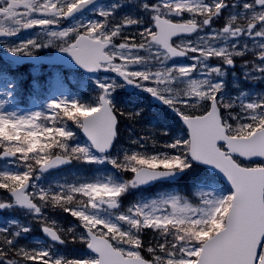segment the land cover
<instances>
[{
	"label": "snow or ice",
	"instance_id": "snow-or-ice-1",
	"mask_svg": "<svg viewBox=\"0 0 264 264\" xmlns=\"http://www.w3.org/2000/svg\"><path fill=\"white\" fill-rule=\"evenodd\" d=\"M44 49L87 95L21 112L0 68V213L23 217L0 216V264H264V0H0V52L37 90Z\"/></svg>",
	"mask_w": 264,
	"mask_h": 264
},
{
	"label": "rangeland",
	"instance_id": "rangeland-1",
	"mask_svg": "<svg viewBox=\"0 0 264 264\" xmlns=\"http://www.w3.org/2000/svg\"><path fill=\"white\" fill-rule=\"evenodd\" d=\"M28 35V33H26V35L21 36L19 37L20 39H24L26 36ZM54 50V49H52ZM52 50H49V49H44L42 50L41 53L39 54H49ZM182 62H185L187 63V61H182ZM213 63H215V61H213ZM34 66H28V69H29V72L32 74V69H33ZM45 69H42L41 67H39V70H40V75L39 76H42L41 74L45 71H51L50 73V76L53 74V73H56L57 70H52V69H47L49 67H44ZM59 72V71H58ZM69 81H71L72 83H74L75 85H80L81 89H82V76L80 74H78V72H75V71H69ZM19 75V74H18ZM50 76H42L44 78V84H46L45 86V91L47 92L49 90V92L47 93V100L52 96V95H59L61 92H63L62 90V87H57L54 83V81H52L50 79ZM36 80L39 81V77H36L35 78ZM33 80L34 78L32 79L31 81V87L33 88V91H35L36 88L33 87ZM244 87H251V85H247V84H244L242 85ZM229 88L230 90L232 91H235L234 89L231 88V77H229ZM259 88H264V85H260ZM259 88L257 90H259ZM37 90V89H36ZM52 90V91H51ZM39 93H42L39 89L38 91ZM43 94V93H42ZM44 101V103L47 102ZM33 101V100H32ZM43 103V104H44ZM35 110H38V109H35ZM21 112H25V111H21ZM73 173V166L69 167L68 169H65L64 171H61V172H58V173H55L54 175H51V176H59V175H63V174H68L69 176H71V174ZM188 182V183H187ZM184 183H187V187L186 188H183L184 191H187L188 189V185L190 184V181L184 179ZM177 187V186H176ZM179 188V187H178ZM175 190H177L175 188ZM4 195V192L2 190H0V197H2ZM129 199H134V197H130ZM127 203V201H126ZM4 213L8 214L9 217L13 216V214H18L22 217L21 213L20 212H7L5 211ZM54 216H56V218L60 221V223L62 225H65L67 226L72 220L73 218L67 216V214H63V213H53ZM7 216V215H6ZM38 230V229H37ZM39 231V230H38ZM35 236V235H33ZM149 237H145V240H147ZM63 251L67 252L69 255H72V256H78L80 255L81 253L85 252V248L83 245H80V244H69L67 246V248L63 249Z\"/></svg>",
	"mask_w": 264,
	"mask_h": 264
},
{
	"label": "trees",
	"instance_id": "trees-1",
	"mask_svg": "<svg viewBox=\"0 0 264 264\" xmlns=\"http://www.w3.org/2000/svg\"><path fill=\"white\" fill-rule=\"evenodd\" d=\"M161 115V114H160ZM159 114H154V113H147V118L148 119H154L155 121H158V127H167L168 125L164 123V125L161 124V118L163 119L164 121V117L160 116ZM165 118H167L168 120H170L171 118L167 115H165ZM145 127H147V125L145 124ZM171 128V127H170ZM148 131H152L153 129L151 128H148L147 129ZM136 132H140L141 131V126H137L136 129H135ZM128 130L122 125V128H121V142H125L127 136H128ZM162 139H164L162 137Z\"/></svg>",
	"mask_w": 264,
	"mask_h": 264
},
{
	"label": "water",
	"instance_id": "water-1",
	"mask_svg": "<svg viewBox=\"0 0 264 264\" xmlns=\"http://www.w3.org/2000/svg\"><path fill=\"white\" fill-rule=\"evenodd\" d=\"M58 55H60V54H58L57 52H54L52 57H43V56H39V57H40V63H44V64H66V65L72 67V66H71L70 64H68V63H51L50 61H52L53 58L57 57ZM32 63H34V62H32ZM72 68H73V67H72Z\"/></svg>",
	"mask_w": 264,
	"mask_h": 264
}]
</instances>
